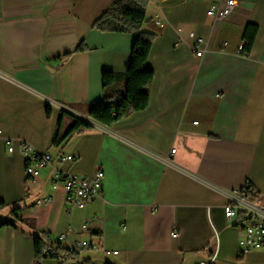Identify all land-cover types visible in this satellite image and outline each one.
Returning <instances> with one entry per match:
<instances>
[{
	"label": "crops",
	"instance_id": "obj_1",
	"mask_svg": "<svg viewBox=\"0 0 264 264\" xmlns=\"http://www.w3.org/2000/svg\"><path fill=\"white\" fill-rule=\"evenodd\" d=\"M117 1L0 0L1 215L20 207L54 245L65 234L64 248L101 240L109 254L87 253L83 264H199L215 252V264H246L257 252L239 256V229L224 206L226 193L248 186L264 203V0H237L222 22L206 15L219 0H148L147 107L105 126L87 109L104 100L103 72L125 73L135 35L93 24ZM243 41L246 55L237 54ZM124 88L109 87L113 100ZM75 118L91 128L63 138ZM5 138L50 154L53 166L27 182L25 158L17 143L8 154ZM61 155L78 159L56 165ZM54 167L79 178L102 170L101 198L70 208L51 189ZM0 264H35L33 237L1 228Z\"/></svg>",
	"mask_w": 264,
	"mask_h": 264
},
{
	"label": "built area",
	"instance_id": "obj_2",
	"mask_svg": "<svg viewBox=\"0 0 264 264\" xmlns=\"http://www.w3.org/2000/svg\"><path fill=\"white\" fill-rule=\"evenodd\" d=\"M236 5L237 0H219L210 6L206 15L213 21L222 22L232 13ZM155 24L161 28L165 23L161 20H156ZM202 43V40L199 39L192 47V51L197 58L203 55V50L200 49ZM226 45L224 44V46ZM246 49L247 42L243 41L237 49V54L246 55ZM122 113L123 109L119 108L115 110L114 116L117 118ZM15 143H17L20 153L25 158V177L27 182L38 178L43 170L53 166L55 161L50 154L38 152L31 144L23 140L5 138L4 144L8 154L14 152ZM174 153L175 149L171 150V154ZM77 159V156L61 155L57 158L56 165H60L67 160L75 161ZM103 181L104 172L100 169L95 171L90 178H79L63 172L60 167H54L51 189L53 191L62 190L64 201L70 208L84 209L89 203L101 198ZM225 196V217L228 220H235L239 229V256L244 257L253 252H264V203L260 207L257 206L260 202V197L256 200H251L246 193L240 190L228 192ZM49 202L50 199L38 200L37 204H48ZM81 229L85 232L89 231V221H84ZM177 236V232L171 233V237L175 238ZM65 239V234L59 235L57 245L62 247L61 244ZM65 249L73 255V258L61 257L57 259L58 264H83V257L87 253L109 254L101 240L94 242L89 238L77 241L71 247ZM112 254L116 255L117 252H113ZM216 256L217 252L210 256L207 261H201L199 264H215Z\"/></svg>",
	"mask_w": 264,
	"mask_h": 264
},
{
	"label": "trees",
	"instance_id": "obj_3",
	"mask_svg": "<svg viewBox=\"0 0 264 264\" xmlns=\"http://www.w3.org/2000/svg\"><path fill=\"white\" fill-rule=\"evenodd\" d=\"M148 0H118L100 18L93 27L102 32L131 33L135 35L130 59L124 74H114L105 71L102 74L105 97L103 102L91 105L87 109V116L102 125L110 126L116 120L114 112L123 109L125 114L144 110L148 104V85L151 83L154 73L147 67V59L151 50L153 35L141 31L145 21V6ZM255 26L248 25L245 36L252 43L255 33ZM250 28H253L252 31ZM124 81L125 88L123 95L113 100L109 87ZM49 108H47V111ZM63 116V114L61 115ZM62 118V117H61ZM91 125L86 121L75 118L63 138L74 133L88 130ZM60 129V124H59ZM56 141V139H55ZM56 143V142H55ZM251 200H256L260 194L256 193L252 186L241 190ZM6 208V204L0 201V215ZM21 208L15 207L10 211L13 218L11 225L24 233L31 235L34 239L35 264H40L44 259H59L61 257L73 258L68 250L60 245H54L48 234L37 231L28 222L19 216ZM5 227V226H4ZM3 228V227H2Z\"/></svg>",
	"mask_w": 264,
	"mask_h": 264
},
{
	"label": "rangeland",
	"instance_id": "obj_4",
	"mask_svg": "<svg viewBox=\"0 0 264 264\" xmlns=\"http://www.w3.org/2000/svg\"><path fill=\"white\" fill-rule=\"evenodd\" d=\"M262 203L263 202L260 201L257 206L260 207ZM246 261V264H264V252H257L256 254L248 256Z\"/></svg>",
	"mask_w": 264,
	"mask_h": 264
},
{
	"label": "water",
	"instance_id": "obj_5",
	"mask_svg": "<svg viewBox=\"0 0 264 264\" xmlns=\"http://www.w3.org/2000/svg\"><path fill=\"white\" fill-rule=\"evenodd\" d=\"M13 218L10 215H0V229L4 226L11 225Z\"/></svg>",
	"mask_w": 264,
	"mask_h": 264
}]
</instances>
